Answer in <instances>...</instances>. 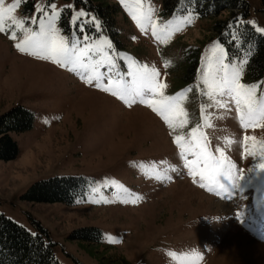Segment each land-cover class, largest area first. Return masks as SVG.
Returning a JSON list of instances; mask_svg holds the SVG:
<instances>
[{"label": "rangeland", "instance_id": "rangeland-1", "mask_svg": "<svg viewBox=\"0 0 264 264\" xmlns=\"http://www.w3.org/2000/svg\"><path fill=\"white\" fill-rule=\"evenodd\" d=\"M108 1L114 10L111 26L74 0H4L0 6L14 5L7 14L26 21L20 29L0 32V115L18 104L33 113L28 130L10 133L17 143L16 157L0 160V212L32 233L38 230L35 221L39 222L54 242L59 264H264V118L257 119L258 127L245 128L234 102L230 101L231 111L213 102V96L228 99L214 91L223 75L221 59L229 73L233 65L237 67L241 83L261 85L264 76L246 80L247 56L229 54L220 39L215 26L226 21L227 11L201 16L191 8L167 13L162 0ZM245 1L249 12L243 21L264 36L258 31L264 29V0ZM43 4H55L61 13L53 23L68 39L74 56L85 44L92 45L88 56L77 61L88 68L69 71L73 65L61 67L15 47L26 31H39V21L32 23L31 18L35 6ZM80 9L86 13L80 22L86 25L87 41L79 39V30L70 24ZM11 31L17 32L15 39L10 38ZM109 60L115 64L111 76H107ZM129 65L156 69L155 83L165 87L143 99L155 100L152 107L163 109L159 101L172 97L168 103L174 110L166 114L173 124L186 121L182 127L170 128L152 107L139 102L140 97L126 105L98 89L96 81L88 84L81 79L104 73L100 82L107 85L112 79V90L117 91V73L129 71ZM123 79L132 81L131 76ZM261 91H256L257 107ZM127 98L131 101L133 96ZM176 136L186 146L183 158L174 143ZM245 136L255 138L247 141V151ZM189 143L195 151L206 146L217 158L215 149L221 148L227 175L244 191L201 187L208 181L199 174L189 175L185 166L186 160L195 159L187 149ZM152 162L154 167H140ZM155 174L166 178L158 180ZM241 175L246 179L240 180ZM53 176L84 177L89 184L73 204L21 199L36 181ZM132 199L136 203L121 202ZM91 226L100 229L99 241L70 237L73 231ZM193 249L202 259L174 260L168 255Z\"/></svg>", "mask_w": 264, "mask_h": 264}, {"label": "snow or ice", "instance_id": "snow-or-ice-1", "mask_svg": "<svg viewBox=\"0 0 264 264\" xmlns=\"http://www.w3.org/2000/svg\"><path fill=\"white\" fill-rule=\"evenodd\" d=\"M123 2V0H122ZM16 3H20V0H16ZM4 4V0H0V6ZM12 7L14 5H9L7 8L0 7V32H8L11 29H20L26 23L24 19H15L11 15L7 13L11 12ZM71 7V6H66ZM55 4H43L40 6H35V15L31 18L32 23H37L39 21L40 28L39 31H32L30 34L24 35V38L17 44L15 47L22 53H28L31 56L38 57L43 60H51L54 63L59 64L61 67H68L69 65H73L69 67V71H77V67H85L88 68L87 64H79L77 65V61L81 56L87 57L88 50L92 48V45L85 44L84 48L80 50L78 54L75 56L72 52L69 51V41L66 37L61 36L60 29H57L53 21L57 16L61 13L57 12ZM48 11L51 12V16L48 17ZM85 11L83 9L78 10L77 16L73 17L70 21V24H75L77 29L79 30V39L84 41L88 40V36L85 33L86 25L80 22V17L85 15ZM47 19V24L44 23V20ZM10 21V23H9ZM190 22V20H189ZM251 23V22H250ZM143 31L144 28L141 27ZM260 32H264V29H258ZM153 36L156 35L154 26H153ZM17 36L16 31L10 32V38L15 39ZM108 48H111L112 45L105 41ZM71 48L75 49L76 44L74 42L71 43ZM217 51L223 53L222 48H217ZM220 68L223 72V75L220 79L219 85L214 89V91L218 92L220 96L227 97L223 101L216 100L213 96V102L220 108L231 111L230 101L234 102L236 106L237 112L240 113V123L243 127L247 128L250 126L258 127L259 124L256 123L258 118H264V84H245L240 82V72L235 65L232 66L231 72L229 73V68L227 64L223 63V59L220 60ZM107 76H111L113 69L115 68V64L112 61H107ZM129 71L117 73L120 79L117 80L116 86L117 91L112 90L113 80L108 79L107 85L101 83V80L106 78L104 73L95 75V76H81V79L85 80L86 83L92 84L96 81L95 86L105 92H110L113 96H117L119 100L123 101L126 105H130L132 103H136L135 97H140V103H147L149 107H152L157 101L155 100H144L143 97L147 95H155L157 89L165 87L163 84L157 85L155 83V77L158 75L155 68L149 69L148 67L136 68L133 65H129ZM96 65H93L90 71H95ZM209 73L207 69L204 71V81L203 83L207 84ZM124 76H131L132 81L128 83L124 81ZM262 89L260 96V104L257 107L256 100V91L257 89ZM208 95H212V93H207ZM133 96V99L129 101L128 96ZM162 95V93H161ZM173 98L172 97H163L159 103L164 105L163 109H158L156 107H152L154 112H157L168 124L170 128L173 127H182L186 121H182L179 125L173 124L172 120L169 118V115L166 112H171L174 110V106L169 104ZM211 107V105H209ZM180 113L183 115V110H180ZM211 127V125H209ZM193 133L196 132V129L192 130ZM254 137H244V147L245 150H248L247 141L254 140ZM174 143H176L180 148V155L183 158L186 155L185 148L186 146L182 143V137L176 136L174 138ZM199 147V145H196ZM187 149L191 151V155L195 157V159L191 161H185V166L189 168V175L195 176L199 174L201 176V180H207L208 183H201V187H207L209 191H213L215 189H220L225 192L231 191H239L243 192V185L238 182H233L231 177L227 175V169L225 168L226 157L223 156L222 149L217 147L215 151L220 154V158H217L211 154L207 150V147L201 149L200 151H195L192 148L191 143L187 146ZM249 155L255 156L256 153L248 152ZM203 163V169H200V164ZM161 165L165 163V161L159 162ZM155 162H152L150 165L141 164L140 167H154ZM261 168L264 169V165H261ZM175 171V168L172 169ZM251 171V169H250ZM207 173V175H205ZM155 178L158 180H163L166 177L164 175L155 174ZM240 180L246 179L245 176L241 175ZM249 184H251V178H248ZM103 187L107 188L109 185L105 184ZM94 192L98 191L97 189H93ZM219 194V192H218ZM110 202V201H104ZM122 203H136V199H132L131 201L122 200ZM112 242V241H110ZM169 256H171L174 260H191L198 261L202 259L199 253L196 250H191L189 252H181L179 254L175 252H169Z\"/></svg>", "mask_w": 264, "mask_h": 264}, {"label": "trees", "instance_id": "trees-1", "mask_svg": "<svg viewBox=\"0 0 264 264\" xmlns=\"http://www.w3.org/2000/svg\"><path fill=\"white\" fill-rule=\"evenodd\" d=\"M51 1V0H47ZM164 11L174 13L191 8L201 16L227 11V19L217 22L215 30L226 45L229 54L247 56L245 79L258 81L264 76V36L243 21L248 14L245 0H162ZM86 11H92L105 26L113 25V7L108 0H74ZM32 5V2H30ZM61 23L66 26L65 15ZM237 42V44H236ZM240 54V55H241ZM33 113L22 105H14L0 115V160L16 157L18 147L11 132L28 130ZM88 180L78 176H53L36 181L22 195L29 202H64L73 204L88 187ZM38 230L28 231L22 225L0 212V264H59L54 255L48 232L35 221ZM72 239L97 242L101 231L97 227H83L72 232Z\"/></svg>", "mask_w": 264, "mask_h": 264}]
</instances>
